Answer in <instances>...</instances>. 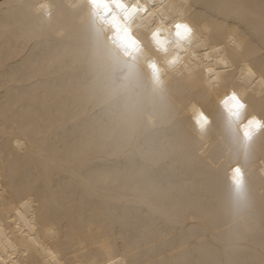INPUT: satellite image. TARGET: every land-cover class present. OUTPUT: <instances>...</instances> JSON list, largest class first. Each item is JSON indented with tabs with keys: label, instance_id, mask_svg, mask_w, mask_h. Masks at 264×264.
Returning <instances> with one entry per match:
<instances>
[{
	"label": "bare ground",
	"instance_id": "6f19581e",
	"mask_svg": "<svg viewBox=\"0 0 264 264\" xmlns=\"http://www.w3.org/2000/svg\"><path fill=\"white\" fill-rule=\"evenodd\" d=\"M101 2L0 0V264H264V0Z\"/></svg>",
	"mask_w": 264,
	"mask_h": 264
},
{
	"label": "clouds",
	"instance_id": "9594fccd",
	"mask_svg": "<svg viewBox=\"0 0 264 264\" xmlns=\"http://www.w3.org/2000/svg\"><path fill=\"white\" fill-rule=\"evenodd\" d=\"M93 3H94V5H95V7H96L97 9H99V8H104V10L107 11V6L104 5V4L101 2V0H93ZM120 7H122V6H120ZM126 15H127V13H126ZM100 19L103 20V17L101 16ZM113 21H115V17H113ZM165 31H166V30H165ZM115 33L118 34V35H119L120 33H123V35L120 36V39H121L122 41H124V37L127 35V31H126V23L123 22V23H121V24L115 26ZM175 36H176V38H177V39H176V44H175L176 47H178V48H179V47H182V46H183L182 42H183V43H189V42L187 41V39H186L187 36H188V33H187V30H186V29H183V28L178 29V30L175 32ZM154 39H155V43L157 44V46H158L161 50H163V51H167V50H168V49H167V45H168V43H169V40H168L166 37H160L159 35H156V36L154 37ZM229 111H232V109L230 108ZM233 114H235V113H233ZM246 135H248V133H246Z\"/></svg>",
	"mask_w": 264,
	"mask_h": 264
},
{
	"label": "snow or ice",
	"instance_id": "6c2138e0",
	"mask_svg": "<svg viewBox=\"0 0 264 264\" xmlns=\"http://www.w3.org/2000/svg\"><path fill=\"white\" fill-rule=\"evenodd\" d=\"M175 28H176V31H177L178 29H181V28L186 29V30H187V33H188V36H187L186 39H187V41H188L189 43H191V41H192V36H193V33H194V29L192 28L191 25H189V24L186 23V22H181V23H177V24L175 25ZM174 61H175V58H174ZM174 61H173V62H174ZM220 63L227 65L228 62H227L226 59L221 58ZM218 76H219V73H217V77H218ZM215 78H216V77H214V79H215ZM230 100H231V101H235V102H237V103H240V102H239V96H238L235 92H232V93H230L229 96L226 97L225 100L223 101L226 110H229V109L231 108V106H230V104H229V101H230ZM243 106H244V105H243L242 103H240V107L242 108ZM257 127H259V122H257Z\"/></svg>",
	"mask_w": 264,
	"mask_h": 264
}]
</instances>
